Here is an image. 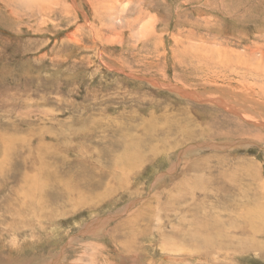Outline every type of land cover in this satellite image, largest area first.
Here are the masks:
<instances>
[{"label":"rangeland","instance_id":"1","mask_svg":"<svg viewBox=\"0 0 264 264\" xmlns=\"http://www.w3.org/2000/svg\"><path fill=\"white\" fill-rule=\"evenodd\" d=\"M263 206L264 0H0V264H264Z\"/></svg>","mask_w":264,"mask_h":264},{"label":"bare ground","instance_id":"2","mask_svg":"<svg viewBox=\"0 0 264 264\" xmlns=\"http://www.w3.org/2000/svg\"><path fill=\"white\" fill-rule=\"evenodd\" d=\"M251 122V121H250ZM152 133V132H151ZM149 136V135H148ZM134 145V144H133ZM133 145H132V147L131 148H133ZM135 146V145H134ZM130 151V152H129ZM133 153V152H132ZM123 156H124V158L126 159V160H130L129 158L131 157V149H129V148H125V150H124V152H123V154H122ZM122 160V159H121ZM261 207V206H260ZM256 208V207H255ZM258 209V208H257ZM254 212V211H253ZM254 214V213H253ZM255 215V214H254ZM259 216H261V218L263 217L264 218V206L260 209L259 208V210H257V213H256V216L254 217V218H258ZM248 217V216H247ZM251 217V216H250ZM249 218V217H248ZM250 219H252V218H250ZM246 220V219H245ZM249 220V219H248ZM257 220H259V219H257ZM202 221V220H201ZM204 221V220H203ZM251 221V225L250 226H253V227H255V225H254V221H253V219L252 220H250ZM245 222H247V221H245ZM256 222V221H255ZM199 223V222H198ZM209 223V222H208ZM201 224H202V226H203V223L201 222ZM211 226V225H210ZM261 226V225H260ZM201 227V226H200ZM219 228V227H218ZM215 229H217V228H215ZM251 229H252V227H251ZM258 229V228H257ZM261 230V229H260ZM217 232V231H216ZM213 235V234H212ZM208 237H210V236H208ZM214 237V236H213ZM209 239V238H208ZM176 248V247H175Z\"/></svg>","mask_w":264,"mask_h":264}]
</instances>
